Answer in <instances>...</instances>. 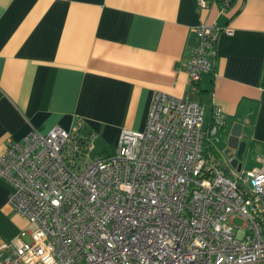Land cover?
<instances>
[{
	"label": "built area",
	"instance_id": "2783aa9c",
	"mask_svg": "<svg viewBox=\"0 0 264 264\" xmlns=\"http://www.w3.org/2000/svg\"><path fill=\"white\" fill-rule=\"evenodd\" d=\"M220 29L196 27L187 93L154 92L144 127L123 128L111 152L87 159L92 134L82 147L79 121L8 141L0 176L32 227L0 236L1 264H264V156L248 168L217 161L209 138L224 114L214 106L203 129L189 95L212 69Z\"/></svg>",
	"mask_w": 264,
	"mask_h": 264
},
{
	"label": "crops",
	"instance_id": "0c3cea01",
	"mask_svg": "<svg viewBox=\"0 0 264 264\" xmlns=\"http://www.w3.org/2000/svg\"><path fill=\"white\" fill-rule=\"evenodd\" d=\"M206 1L197 9L195 0H0V155L33 127L69 129L79 121L112 145L123 128L141 130L154 92L187 93L196 27L215 21L222 29L212 69L189 95L202 106L203 129L214 106L224 114L209 138L214 158L233 167L222 150L240 122L239 166L259 165L264 0H231L227 7ZM12 188L0 176V236L6 239L32 227L9 205Z\"/></svg>",
	"mask_w": 264,
	"mask_h": 264
},
{
	"label": "water",
	"instance_id": "95a60500",
	"mask_svg": "<svg viewBox=\"0 0 264 264\" xmlns=\"http://www.w3.org/2000/svg\"><path fill=\"white\" fill-rule=\"evenodd\" d=\"M241 132V123L234 122L229 130V134L226 138V147L222 150V153L230 160V164L239 168L240 164L238 162V158L241 157V148L242 141H240ZM238 147L239 150L234 152V149Z\"/></svg>",
	"mask_w": 264,
	"mask_h": 264
},
{
	"label": "rangeland",
	"instance_id": "374dc122",
	"mask_svg": "<svg viewBox=\"0 0 264 264\" xmlns=\"http://www.w3.org/2000/svg\"><path fill=\"white\" fill-rule=\"evenodd\" d=\"M114 149V145L109 143H103L98 137L91 138V146L87 150L86 158L91 159L94 156H102L106 153L111 152ZM233 222L241 225L243 223V219L239 217H235Z\"/></svg>",
	"mask_w": 264,
	"mask_h": 264
},
{
	"label": "trees",
	"instance_id": "16d2710c",
	"mask_svg": "<svg viewBox=\"0 0 264 264\" xmlns=\"http://www.w3.org/2000/svg\"><path fill=\"white\" fill-rule=\"evenodd\" d=\"M78 130H79V133L82 135V136H80L81 137L80 145L83 147L85 140H87L91 136V132L83 130V128H81V122H79ZM209 149L212 151L211 146L209 147Z\"/></svg>",
	"mask_w": 264,
	"mask_h": 264
}]
</instances>
